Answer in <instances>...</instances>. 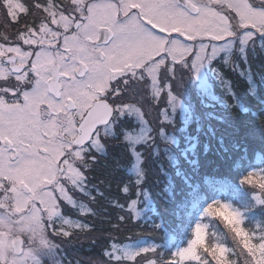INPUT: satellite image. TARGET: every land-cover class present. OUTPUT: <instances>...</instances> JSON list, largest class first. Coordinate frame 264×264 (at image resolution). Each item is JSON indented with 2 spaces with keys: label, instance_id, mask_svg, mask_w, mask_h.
Returning a JSON list of instances; mask_svg holds the SVG:
<instances>
[{
  "label": "snow or ice",
  "instance_id": "snow-or-ice-1",
  "mask_svg": "<svg viewBox=\"0 0 264 264\" xmlns=\"http://www.w3.org/2000/svg\"><path fill=\"white\" fill-rule=\"evenodd\" d=\"M0 24V264H63L62 245L103 235L89 207L92 153L129 86L163 95L181 71L264 43V0H0ZM239 183L251 190L246 211L264 214V171ZM189 187L195 206L199 185ZM139 202L119 205L127 217L110 225L103 260L83 264H264V215L212 200L201 218L219 220L232 246L206 242L198 221L166 256L121 242Z\"/></svg>",
  "mask_w": 264,
  "mask_h": 264
},
{
  "label": "trees",
  "instance_id": "trees-1",
  "mask_svg": "<svg viewBox=\"0 0 264 264\" xmlns=\"http://www.w3.org/2000/svg\"><path fill=\"white\" fill-rule=\"evenodd\" d=\"M226 73L236 86L234 91L242 108L232 105L226 108L225 119L215 122L214 135L206 132L198 148L187 152L186 159L182 158L180 150L172 148L179 157L175 168L164 163L159 166L144 157L142 177H137L131 169L132 158L127 145L120 136L111 141L106 154L98 157L93 165L88 181L94 197V202L89 203L90 208L96 214L97 227L102 225V229L97 230L103 235L95 243L88 240L77 245L72 252L73 260H79L81 264L89 258L103 260L100 253L113 232L110 225L120 223L117 219L119 215L127 217L126 211L122 212L119 205L126 206L130 199L137 197L138 192L144 191L152 201V217L127 223L119 234L121 242L127 243L130 238L131 241L154 244L167 256L176 247L186 246L195 223L204 221L207 225L206 242L232 246L231 236L223 224L216 219L201 218V212L215 199L238 206L241 188L248 189L240 185V178L249 171L264 169V70L257 81L255 98L247 92L245 81L233 73ZM205 177L212 180L210 187L203 183ZM189 185H199L201 198L195 206L188 196ZM125 187L129 189L127 196L122 193ZM171 202L176 204L174 214L163 210L165 203ZM249 214L255 217L263 215L258 208L252 209Z\"/></svg>",
  "mask_w": 264,
  "mask_h": 264
},
{
  "label": "rangeland",
  "instance_id": "rangeland-1",
  "mask_svg": "<svg viewBox=\"0 0 264 264\" xmlns=\"http://www.w3.org/2000/svg\"><path fill=\"white\" fill-rule=\"evenodd\" d=\"M4 29L5 26L0 24V31ZM263 68L264 43L257 42L243 51L239 48L230 49L228 53L205 63L199 72L181 71L167 85L163 95L149 94L138 85H130L122 98L127 110L120 117L114 118L108 134L102 135V146L92 153L95 161L91 164V169L98 157L106 154L111 141L118 136L128 147L132 158L131 169L137 177H142L141 164L144 157L147 160L152 159L159 166L164 163L175 168L179 164V157L172 148L180 150L182 158L186 159L187 152H193L198 148L201 137H205L206 132L214 135L215 122L225 119L226 108L231 105L242 108L234 91L236 86H233L226 71L245 81L248 86L247 92L255 98L257 81ZM126 125L129 128L122 129ZM152 160L150 162L154 164ZM137 177L136 182L139 183ZM241 189L238 206L228 201L226 203L245 212L246 217L261 219L262 216H250L249 211H246L251 190ZM136 198L140 201L137 205L140 216L137 219H150L154 210L148 193L138 192ZM165 204L163 210L174 214L176 204L174 202ZM246 226H252L248 219ZM205 233L207 234V228ZM86 242L88 240L85 239L62 245L63 264L69 262L77 264V260L71 257L72 252L77 245Z\"/></svg>",
  "mask_w": 264,
  "mask_h": 264
},
{
  "label": "flooded vegetation",
  "instance_id": "flooded-vegetation-1",
  "mask_svg": "<svg viewBox=\"0 0 264 264\" xmlns=\"http://www.w3.org/2000/svg\"><path fill=\"white\" fill-rule=\"evenodd\" d=\"M130 87V86H129Z\"/></svg>",
  "mask_w": 264,
  "mask_h": 264
}]
</instances>
